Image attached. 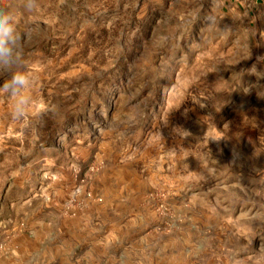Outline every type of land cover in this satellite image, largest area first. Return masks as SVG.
I'll return each mask as SVG.
<instances>
[{
	"label": "rangeland",
	"instance_id": "obj_1",
	"mask_svg": "<svg viewBox=\"0 0 264 264\" xmlns=\"http://www.w3.org/2000/svg\"><path fill=\"white\" fill-rule=\"evenodd\" d=\"M40 3L55 109L0 95V264H264V0Z\"/></svg>",
	"mask_w": 264,
	"mask_h": 264
},
{
	"label": "clouds",
	"instance_id": "obj_2",
	"mask_svg": "<svg viewBox=\"0 0 264 264\" xmlns=\"http://www.w3.org/2000/svg\"><path fill=\"white\" fill-rule=\"evenodd\" d=\"M41 7L40 0H13L7 6H0V71L7 72L8 78L0 84V95L11 100V116L16 121L39 120L55 106H44L36 111L39 103L31 94L35 79L26 71L24 44L31 38V29L21 30L17 21V11L34 14Z\"/></svg>",
	"mask_w": 264,
	"mask_h": 264
}]
</instances>
